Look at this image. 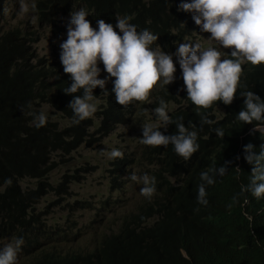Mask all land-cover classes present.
Instances as JSON below:
<instances>
[{"label":"trees","instance_id":"1","mask_svg":"<svg viewBox=\"0 0 264 264\" xmlns=\"http://www.w3.org/2000/svg\"><path fill=\"white\" fill-rule=\"evenodd\" d=\"M5 1L0 0V12ZM173 2L36 0L31 11L38 24L49 23L54 31L60 30L56 25L58 16L76 6L83 7L89 21L95 24L103 19L115 25L117 16L131 17L129 23L136 28L151 29L164 48L173 38L170 37L172 30L187 32L192 27L189 23L180 24L182 15L171 8ZM34 41L33 31L0 27V238L24 239L22 248L33 252L23 264H264V201L241 192V186L250 184L252 165L244 159L243 139L239 141L244 127L232 122L233 115L229 114L220 119L211 115L208 118L214 123L203 124L201 130L202 117L181 112L182 118L200 127L204 137L192 158L185 160L170 145L162 152H152L151 147L141 145L138 165L143 175L156 180V191L150 200L140 196L131 210L119 216L115 231L101 235L91 250L56 249L54 242L66 239L67 234L58 228L50 229L41 212L36 211V204L47 191L66 193L70 182L65 173L55 187L46 181L56 165L52 155L64 156L82 145L90 146L115 125L125 123L127 111L113 104L101 105L96 112L98 124L94 123L92 131L88 130L90 121L85 119L60 127L49 117L44 126L37 128L34 116L29 113L38 115L40 103L51 102L65 117L68 111L62 104L64 84L58 69L44 67L40 59L33 62L30 44ZM243 70L238 93L251 88L264 100V68L244 67ZM48 75L52 76L54 85L49 96L43 94L44 77ZM170 118L173 123L169 128L175 129V133L176 123L180 122L175 110ZM222 127L227 128L225 139L219 138L215 131ZM262 139L264 136L252 144L257 152ZM236 157H240L241 171L234 169ZM129 161L125 155L123 159L109 161L110 187L118 188L117 179L129 168ZM225 161L232 162L228 172L223 177L216 176L214 184L205 185L208 203H198V187L204 183L201 173L218 168ZM25 177L34 179L35 185L21 188L19 180ZM8 179L11 185L6 184ZM107 204V199L102 200L95 216ZM87 207L86 200L70 204L71 211Z\"/></svg>","mask_w":264,"mask_h":264},{"label":"clouds","instance_id":"2","mask_svg":"<svg viewBox=\"0 0 264 264\" xmlns=\"http://www.w3.org/2000/svg\"><path fill=\"white\" fill-rule=\"evenodd\" d=\"M32 7L35 8V4ZM171 8L182 15L180 20L182 26L189 23L192 27L187 32L178 33L172 30L170 37L173 38L164 48L157 41L159 37L151 29L136 28L129 23L131 17L117 16L115 25L98 19L97 30L92 27L87 11L81 6L71 10L80 9L71 13V19L69 16L71 11L59 15L56 25L61 27L60 30L67 27V39L60 44L61 63L50 62L46 68H57L63 78L62 104L68 111V116H63L58 110L63 122H56L60 127L72 126L73 122L78 124L85 119L90 121L92 127L94 123L98 124L99 117L96 112L99 107L113 104L123 112L127 111L125 122L127 123L134 115L133 107L154 108L152 112L163 123L156 127L146 124L142 126V131L136 133L139 138L137 148L134 149L136 155L141 145L151 147L152 152H162L170 145L179 156L188 160L198 151L204 137L200 133V127L182 118L181 112L186 115L192 112L195 116L202 117L201 130L203 124L214 123L210 119L211 115L217 119L225 114L233 115L232 122L244 127L245 132L239 137V141L243 139L244 159L252 165L250 184L241 186V192H248L250 198L263 202L264 139L258 144H261L259 152L252 144L264 136V100L255 95V90L251 88L250 91L238 93V87L242 83L244 67L264 68V0H174ZM22 10H26L23 4ZM200 39L205 42L202 43ZM222 48L227 50L224 52ZM176 49L174 62L171 53ZM36 59H40V63L43 64L42 58H37L34 54L33 62ZM98 62H102L107 77L98 78L101 72ZM44 83L43 94L49 96L54 91L52 76L44 77ZM156 86L158 88L154 91ZM170 103L174 107L167 111V105L170 107ZM173 110L180 119V122L176 123L175 133H173L175 129L169 128L173 123L170 118ZM29 114L34 116L37 128L46 124L47 116L43 112L38 115ZM92 119H95V122ZM113 129L105 135L100 134L98 139L107 136ZM215 131L219 138L225 139L226 127ZM106 154L110 158L109 161L115 158L123 159L124 155L129 156L128 159L133 156L118 149H112ZM235 162L234 169L241 171L238 167L240 157H236ZM231 163L225 161L220 167L201 173L200 178L204 183L198 187V203L204 205L208 203L205 198L207 195L205 185L214 184L216 176L223 177ZM108 167L109 163L107 173L110 187ZM125 179L140 182L139 195L133 199L129 209L122 211L115 218L114 226L98 235L96 240L103 234L115 231L119 216L131 210L140 196L149 201L156 191L155 178L147 174L137 176L126 169L117 179L118 186ZM11 183V179L6 181L8 185ZM49 191L59 197L65 194ZM113 200L111 203L119 206L118 200ZM71 203H66L69 213L74 211L70 210ZM36 211L40 212L37 209ZM104 213L103 210L98 215ZM41 214L46 224L45 213ZM46 226L50 229L58 228L67 234L66 239L54 242L56 249L62 252L89 251L64 247L70 234L66 229L68 230L70 225L66 229L59 226L51 228L48 224ZM4 238L13 239L0 247V264H18V254L25 243L24 239L17 236ZM180 255L187 259L183 252H180Z\"/></svg>","mask_w":264,"mask_h":264},{"label":"rangeland","instance_id":"3","mask_svg":"<svg viewBox=\"0 0 264 264\" xmlns=\"http://www.w3.org/2000/svg\"><path fill=\"white\" fill-rule=\"evenodd\" d=\"M35 1L6 0L0 12V27L2 30L17 28L22 32L25 30L33 31L35 41L31 44V48L37 58H42L44 66L48 67L50 62L61 63L60 44L67 39V27L57 32L53 30L49 23L41 22L38 24L31 11ZM22 4L26 6V10H22ZM73 11L70 12V19ZM91 25L98 30L97 24L91 23ZM200 41L205 42L203 39H200ZM226 50L223 49L224 52ZM176 51L177 49L171 53L174 62ZM98 67L101 70L98 78L107 77L108 74L104 71L102 62H98ZM172 85H175V83H172ZM157 88L158 86L154 88V91ZM97 101L99 103V100ZM172 107H174L172 103H170V107L167 105V111ZM37 109L51 120L59 123L63 122V119L59 117L58 109L51 102L40 103ZM152 109L154 108L135 106L132 108L134 115L129 122L117 125L107 136L94 141L90 146L82 145L68 155H52L56 165L48 173L46 181L53 187L61 180V175L65 173L68 174L67 179L70 182L66 185V193L61 197L52 191H48L36 204V209L41 213H45L44 220L51 228L59 226L66 229L70 225V228L66 229L70 234L64 247L81 251L90 250L94 246L97 236L109 227H113L115 218L122 211L129 209L133 199H136L139 195L140 182L131 181L130 179L123 180L118 189L109 187L107 166L110 158L106 153L112 149H118L133 154L127 169L129 172L141 176L142 168L138 165L139 159L136 151H134L139 140L136 133L142 131V126L146 124L156 127L163 123L154 115ZM92 120L95 122V119ZM93 127L92 125L89 129ZM19 184L22 188H31L34 186L35 180L22 178L19 180ZM102 199L108 200V204L104 209L105 213L95 216V209L99 208ZM113 199L118 200L119 206L111 203ZM75 200H86L89 207L75 209L73 213H69L66 203ZM105 219H107L106 222ZM12 239L0 238V247H3ZM31 254V250L25 251L22 248L18 254V264L27 262Z\"/></svg>","mask_w":264,"mask_h":264}]
</instances>
